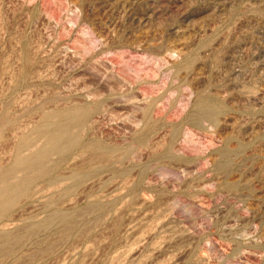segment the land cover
Instances as JSON below:
<instances>
[{"label": "rangeland", "instance_id": "obj_1", "mask_svg": "<svg viewBox=\"0 0 264 264\" xmlns=\"http://www.w3.org/2000/svg\"><path fill=\"white\" fill-rule=\"evenodd\" d=\"M0 185V264H264V0H0Z\"/></svg>", "mask_w": 264, "mask_h": 264}, {"label": "bare ground", "instance_id": "obj_2", "mask_svg": "<svg viewBox=\"0 0 264 264\" xmlns=\"http://www.w3.org/2000/svg\"><path fill=\"white\" fill-rule=\"evenodd\" d=\"M71 112H73V111H71ZM76 112V111H75ZM68 113V112H67ZM77 113V112H76ZM51 116V115H50ZM69 116V115H68ZM49 117V116H48ZM55 117V116H54ZM53 118V117H52ZM51 119V118H50ZM76 119V118H75ZM55 120H56V118H55ZM61 123V122H60ZM67 123V122H66ZM74 125V124H73ZM69 134V133H68ZM48 146V145H47ZM61 154V153H60ZM29 162L28 161H26L24 158H22V159H20V158H18L17 160H16V165H23V164H28ZM15 165V166H16ZM21 165V166H22ZM22 183V182H21ZM5 185V184H4ZM1 186V185H0ZM3 186V185H2ZM15 192V191H14ZM11 193V192H10ZM4 196V194L2 195V197ZM1 198V197H0Z\"/></svg>", "mask_w": 264, "mask_h": 264}]
</instances>
